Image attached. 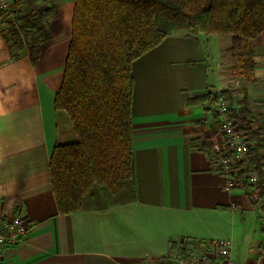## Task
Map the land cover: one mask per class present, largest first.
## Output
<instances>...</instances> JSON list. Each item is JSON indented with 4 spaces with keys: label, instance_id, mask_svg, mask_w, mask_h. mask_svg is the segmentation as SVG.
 Instances as JSON below:
<instances>
[{
    "label": "crops",
    "instance_id": "crops-1",
    "mask_svg": "<svg viewBox=\"0 0 264 264\" xmlns=\"http://www.w3.org/2000/svg\"><path fill=\"white\" fill-rule=\"evenodd\" d=\"M51 5L43 23L49 37L33 63L24 49L11 57L0 29V215H22L31 224L21 243L5 248L0 264H165L185 239H226L236 264H264V186L255 203L247 188L225 190L209 155L192 145L220 138L214 103L188 100L228 89L222 77L226 45L215 52L206 38L225 35L174 30L132 62L135 199L58 212L49 159L56 144L76 135L53 101L74 0ZM250 47L246 77L227 81L242 85V96L231 91L233 107L244 97L264 125V30Z\"/></svg>",
    "mask_w": 264,
    "mask_h": 264
},
{
    "label": "trees",
    "instance_id": "trees-1",
    "mask_svg": "<svg viewBox=\"0 0 264 264\" xmlns=\"http://www.w3.org/2000/svg\"><path fill=\"white\" fill-rule=\"evenodd\" d=\"M41 1L51 9L52 0ZM21 2L12 0L11 37L2 36L12 58L24 49L33 63L41 41L49 37L47 31L41 32V38L35 32L44 31L42 18L48 8L41 11L34 0H27V9L22 10ZM34 13L43 14L40 21L33 18ZM174 30L192 37L229 35L239 73L246 76L247 66L253 65L250 40L264 30V0H74L62 80L53 101L56 109L66 112L76 135L73 142L56 144L49 159L59 213L103 209L135 199L130 170L131 65ZM28 35L31 38L25 40ZM218 96L230 98L228 90L221 89L188 102L214 103ZM238 103V107L229 104L227 114L254 143L249 159L258 174L261 196L264 125L244 97ZM192 143L211 156L209 142Z\"/></svg>",
    "mask_w": 264,
    "mask_h": 264
},
{
    "label": "built area",
    "instance_id": "built-area-1",
    "mask_svg": "<svg viewBox=\"0 0 264 264\" xmlns=\"http://www.w3.org/2000/svg\"><path fill=\"white\" fill-rule=\"evenodd\" d=\"M11 3L12 0H0V10L8 12ZM228 106L229 102L222 96L214 102L220 138H209L212 149L210 159L216 172L223 177L225 190L247 188L250 201L260 202L258 174L249 159L254 143L247 139L246 131H242L228 116ZM30 227L31 224L22 215H0V259L6 247L19 244L26 238ZM169 261L174 264H236L231 256V242L226 239H185L178 253L169 257Z\"/></svg>",
    "mask_w": 264,
    "mask_h": 264
},
{
    "label": "rangeland",
    "instance_id": "rangeland-1",
    "mask_svg": "<svg viewBox=\"0 0 264 264\" xmlns=\"http://www.w3.org/2000/svg\"><path fill=\"white\" fill-rule=\"evenodd\" d=\"M27 4H28L27 0L26 1L22 0V2L20 4V8L22 10L27 9V8H25V6H27ZM33 4L36 6H38V4H39V6L42 7L41 11H44V8L50 5V4H47V2L44 3V1H41V0H34ZM47 8H48V10H47L45 15H49L51 13L50 7H47ZM41 15H43V14H41ZM45 15H43V18H42L43 21H47V18ZM33 16H34L33 18H36L39 20L40 16H37V13H34ZM13 18H14V14H13L12 7L8 12H4V11L0 10V21H1L0 29H2L1 34L7 35V37H9V38L11 37L10 36L11 27H10L9 23H10V20H12ZM35 32H36L37 36L41 38V36H43V33H41V32H45V26H44V31H42V28H38V30H36ZM180 32H183V31H180ZM24 38H25V40H29L31 38V36L28 35ZM206 38L210 39L209 44H208L209 48L211 50L214 49L215 52H218L219 47L222 46V44H224V43L226 45L225 47L228 46L227 48L224 47V49H223V56H225L226 59H225L224 64H223V69H222L223 75H222V77L226 80V82L229 86L227 90L230 94V98H227V101H231V105L233 106V104H232L233 94L231 93V91H236V96H239V97L242 96V95H239V93H237L238 91L242 90V85H241V83H235L234 81L233 82L231 81L232 82V84H231V82L227 81V79H234L235 77H238V76L242 77V78L246 77L245 75H241L239 73V68H238L239 63H238V60L235 56V51H236L235 44L233 45L231 37L229 35L212 36V37L207 36ZM248 69L249 68L247 66L246 72L248 71ZM235 99L238 100L240 98L237 97ZM177 253L178 252H175V254H177Z\"/></svg>",
    "mask_w": 264,
    "mask_h": 264
}]
</instances>
